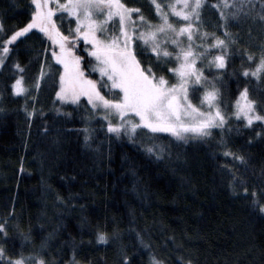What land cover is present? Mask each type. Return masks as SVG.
Instances as JSON below:
<instances>
[{"label": "trees", "instance_id": "trees-1", "mask_svg": "<svg viewBox=\"0 0 264 264\" xmlns=\"http://www.w3.org/2000/svg\"><path fill=\"white\" fill-rule=\"evenodd\" d=\"M255 9L251 21L259 27ZM32 10L31 0H0V37L23 27ZM46 44L29 33L10 46L0 69V222L8 231L0 243L46 264L73 258L124 264L125 255L129 264H150L152 256L165 264L180 257L192 264H264V213L243 193L264 187V122L230 118L210 137L186 142L142 128L132 137L110 134L84 102L57 100L59 68ZM76 50L88 65L82 45ZM250 64L233 51L217 78L227 116L244 87L250 98L264 100V73L242 75ZM18 76L26 91L16 96ZM151 145L162 153L150 154ZM225 148L246 163L225 156ZM98 231L107 233V243H97Z\"/></svg>", "mask_w": 264, "mask_h": 264}, {"label": "snow or ice", "instance_id": "snow-or-ice-1", "mask_svg": "<svg viewBox=\"0 0 264 264\" xmlns=\"http://www.w3.org/2000/svg\"><path fill=\"white\" fill-rule=\"evenodd\" d=\"M31 5L33 10L28 22L6 38L0 37V66L5 64L9 45L32 29H38L51 42L52 58L62 66L56 96L61 102L76 105L82 102V97L86 98L93 112L107 122L108 132L117 136L123 132L132 137L137 129L146 128L153 133H169L186 142L189 135L210 137L214 127L225 126L228 117L217 78L223 75L221 70L228 67L230 55L235 51L232 45L237 40L231 32L232 23H238L242 13L248 15L251 0H218L213 5L219 12L214 31L208 30L202 16L205 0H172L171 3L151 0L155 20L125 0H31ZM261 5L257 15L264 25V0ZM65 16L74 18L75 24L67 32L58 24ZM3 30L0 22V31ZM81 42L92 57L88 65L77 54ZM240 55L255 64V67H242V75L259 79L264 73V45L258 60L247 49ZM89 65L92 72L99 74L97 79L88 73ZM205 66L209 69L207 73ZM14 67L24 71L19 63ZM43 75L41 72L40 76ZM23 80V76L14 80V94L26 91ZM36 86L39 87L38 82ZM102 89H107V93ZM197 93H200L199 104L193 103ZM261 103L264 100L250 98L248 88L244 87L232 114L243 117L248 126L254 121L264 122V111L257 110ZM147 151L159 156L163 149L151 145ZM224 155L246 163L244 155L227 148ZM243 193L245 199H250L264 213V187L259 193L254 188L250 194L243 187ZM7 235V221L0 222V237ZM96 241L107 243V233L98 231ZM129 259L125 255L124 264H129ZM0 264H46V261L38 254L25 255L23 250L9 252L0 243ZM73 264H78L75 258ZM150 264L165 262L152 256ZM177 264H192V261L180 257Z\"/></svg>", "mask_w": 264, "mask_h": 264}, {"label": "rangeland", "instance_id": "rangeland-1", "mask_svg": "<svg viewBox=\"0 0 264 264\" xmlns=\"http://www.w3.org/2000/svg\"><path fill=\"white\" fill-rule=\"evenodd\" d=\"M125 2L128 3L129 6L140 7L145 16H147V17H149L151 19H154V20L157 19L156 16H155L154 6L151 5V0H125ZM161 2H163V3H171L172 0H161ZM251 4H252L251 10L250 11L246 10V11H248V15L245 16L242 13L239 22L238 23L237 22H233L232 23L231 32H232V35L237 40V42L234 45H232V48L235 49V51H237L238 53H241V50H239L238 47L242 48L243 50L247 49L250 52H254L256 54L255 55V59L258 60L259 55H260L261 46L264 45V25L260 24L259 27H258V25H256L255 27L253 26L252 21H251V19H252L251 12H252V8L255 9L254 5L257 4V0H251ZM213 5L214 4L208 3L205 0V5H204L203 11H202V16L205 19V21L207 22L206 26H207L209 31L216 30L213 26H214L215 22L219 18V12ZM32 8H33V6H32ZM246 9H248V8L246 7ZM260 10H261V7H258L257 9H255L256 12H260ZM57 15H59V14H57ZM172 19H175V18L172 17ZM70 21H71V24H70ZM58 24L61 25V30L65 31V32L68 31L70 26L73 27V28L75 26L74 18L67 17V16H65L63 21L58 20ZM29 33L30 34L31 33L35 34L37 37L41 38L42 40H44L47 43L46 45L48 47L49 56H50L51 60L53 61V63L55 65H57V67L59 68V72L62 71V66L57 64L56 61L51 56V42L48 41L47 38L44 37L43 34L40 33L38 29H32ZM29 33L25 34V36L28 35ZM22 38L23 37L18 38L17 41H19ZM17 41H14L11 45L15 44ZM11 45H9V48H10ZM81 45H82L83 52L92 61V57H90L88 55L87 50L84 48L83 42H81ZM147 55L148 54H146L144 58H146ZM7 56H8V54H7ZM93 63H94V61H93ZM198 64H199V62H198ZM250 66L251 67H255V64L253 62H251ZM1 67L2 66H0V69H1ZM204 70H209V69L205 66ZM88 71L92 72L90 65L88 66ZM92 73H94V72H92ZM94 74L98 78L99 74L98 73H94ZM58 81H59V76H58ZM58 87H59V83H58ZM103 91H105V93H107V89H103ZM14 95L19 96L21 94H19V95L14 94ZM199 95H200V93H197V94H195L193 96V97H195L194 98L195 102H193V103L199 104ZM56 98L61 104H67V105H71V106H75L76 105V104H72L71 102H61L60 99L57 96H56ZM81 101L86 104L87 108L91 111V113L94 116L100 118L104 122L105 127L107 129V122L104 121L100 115H96L93 112V110L91 109V106L87 104L86 98L82 97ZM234 111H235V102L232 105V111L231 112L234 113ZM232 113L227 116L228 117L227 120H229L230 118H233V119H237V120L245 122L243 117L237 118ZM142 129H145L147 132L153 133L149 129H146V128H142ZM110 134L116 135L115 133H110ZM153 134H163V135H168V136H170L172 138H175V137L171 136L169 133L157 132V133H153ZM188 138H192V136L189 135ZM194 138H197V137H194Z\"/></svg>", "mask_w": 264, "mask_h": 264}]
</instances>
